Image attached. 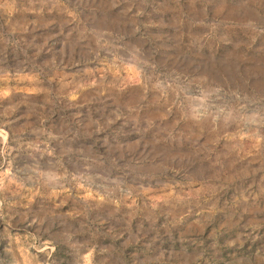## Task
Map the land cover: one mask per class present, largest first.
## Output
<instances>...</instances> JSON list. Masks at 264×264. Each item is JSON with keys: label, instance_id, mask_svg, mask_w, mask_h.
Listing matches in <instances>:
<instances>
[{"label": "rangeland", "instance_id": "374dc122", "mask_svg": "<svg viewBox=\"0 0 264 264\" xmlns=\"http://www.w3.org/2000/svg\"><path fill=\"white\" fill-rule=\"evenodd\" d=\"M0 264H264V0H0Z\"/></svg>", "mask_w": 264, "mask_h": 264}]
</instances>
